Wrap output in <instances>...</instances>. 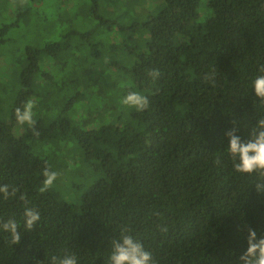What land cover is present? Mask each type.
I'll list each match as a JSON object with an SVG mask.
<instances>
[{
    "label": "trees",
    "instance_id": "1",
    "mask_svg": "<svg viewBox=\"0 0 264 264\" xmlns=\"http://www.w3.org/2000/svg\"><path fill=\"white\" fill-rule=\"evenodd\" d=\"M200 1L165 0L158 14L137 23L150 34L131 74L148 90L149 107L132 114L134 128L104 123L84 130L62 112L36 120L38 137L29 128L16 136L15 109L37 88V77L51 78L43 68L56 59L49 50L68 44L27 48L11 122L0 120V185L20 190L8 200L0 195V221L14 219L21 233L12 245L10 234L0 230V264H49L50 257L66 253L75 254L78 264H108L110 242L123 227L156 264H239L246 226L264 237L259 177L235 172L226 150L227 131L235 126L247 140L264 118V103L252 88L264 65V0H210L206 19L198 13ZM211 21L215 26L208 30ZM97 46L91 51L99 53ZM153 70L160 72L155 80ZM213 70L214 85L203 79ZM70 137L87 159L100 160L104 173L78 207L53 188L39 191L49 164L29 143ZM21 193L40 213L31 231L24 228Z\"/></svg>",
    "mask_w": 264,
    "mask_h": 264
},
{
    "label": "rangeland",
    "instance_id": "2",
    "mask_svg": "<svg viewBox=\"0 0 264 264\" xmlns=\"http://www.w3.org/2000/svg\"><path fill=\"white\" fill-rule=\"evenodd\" d=\"M164 1L0 0V120L11 122V108L21 85L20 72L26 66L27 47L50 41L68 45L61 51L49 50L56 54L52 55L56 59L43 68L51 78L37 77V88L25 94L23 102L38 101L35 120L43 116L51 120L65 112L74 125L84 130L104 123L136 126L132 114L137 111L124 105L122 99L129 91H138L146 97L148 94L145 86L138 85L131 75L150 34L137 23L158 14ZM209 1L199 3L198 13L203 19L209 15ZM214 26L211 21L207 29ZM94 43L100 47L99 53L88 52ZM81 73L86 75L82 82ZM26 129L27 125L13 122L16 136ZM29 143L31 151L46 159L51 169L59 173L51 187L54 193L77 207L90 185L104 175L100 160L87 159L75 138ZM69 162L73 164L71 169Z\"/></svg>",
    "mask_w": 264,
    "mask_h": 264
},
{
    "label": "clouds",
    "instance_id": "3",
    "mask_svg": "<svg viewBox=\"0 0 264 264\" xmlns=\"http://www.w3.org/2000/svg\"><path fill=\"white\" fill-rule=\"evenodd\" d=\"M96 49L100 50V47L97 46ZM88 52L93 53L91 49ZM57 63H60V61L57 60ZM259 71L261 75H258L254 79L252 88L254 89L255 96L261 103H264V65L260 67ZM149 76L155 80L160 76V72L159 70H153L149 73ZM215 78V70L205 73L203 76L204 81L212 85L215 84ZM79 81H83V73L80 74ZM37 103L38 101L34 99L26 100L21 107L15 109V117L19 125H27L32 131V134L38 137L40 132L36 128L37 121L33 118ZM122 103L135 108L138 112H142L149 107L148 98L138 91H129L123 97ZM233 123L235 124V122ZM236 133L237 128L235 126L226 132L229 140L226 150L232 159L233 170L241 174H256L259 179L255 183V188L258 193H262L264 192V118L259 119L255 126L252 127L247 140H242ZM214 163L219 165L221 163L220 158L217 157ZM68 166L71 169L73 164L69 162ZM42 175L44 179L39 191L45 192L53 186L59 173L52 170L47 165V162H45ZM19 191L18 187H11L10 189L8 184L0 185V195H2L4 200L16 197ZM18 199L25 202L23 212L24 228L27 231H31L34 225L40 220V213L35 208L27 206V197L25 194L21 193ZM18 228L19 226L14 219L0 221V230L10 234V243L12 245L18 244L21 240V233ZM246 229L247 248L240 255L239 264H264V237H258L256 231L250 226H246ZM166 230V227L162 229V231ZM129 231L127 227H123L120 230L119 238H113L111 240V252L108 257V264H156L151 252L144 248L142 242L134 239L129 234ZM35 264H44V261H35ZM49 264H78V260L75 254L66 253L63 257H50Z\"/></svg>",
    "mask_w": 264,
    "mask_h": 264
}]
</instances>
